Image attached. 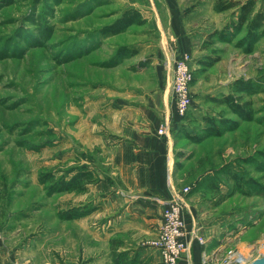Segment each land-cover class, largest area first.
<instances>
[{
	"label": "rangeland",
	"instance_id": "1",
	"mask_svg": "<svg viewBox=\"0 0 264 264\" xmlns=\"http://www.w3.org/2000/svg\"><path fill=\"white\" fill-rule=\"evenodd\" d=\"M128 1L0 0L1 246L33 235L95 241L87 227L103 238L114 231L107 217L90 219L117 183L110 161L114 108L160 95L165 82L161 72L151 77L148 26L109 30ZM225 24L199 28L194 36L192 101L182 116L175 109L170 177L183 207L195 200L224 226L217 252L236 248L249 257L264 245V37L247 52L243 32L210 35ZM119 46L136 53L117 54ZM237 78L251 84L242 94L251 119L210 99L232 92ZM84 169L93 175L83 191L50 192L58 180ZM70 208L94 210L87 221L58 217Z\"/></svg>",
	"mask_w": 264,
	"mask_h": 264
},
{
	"label": "crops",
	"instance_id": "2",
	"mask_svg": "<svg viewBox=\"0 0 264 264\" xmlns=\"http://www.w3.org/2000/svg\"><path fill=\"white\" fill-rule=\"evenodd\" d=\"M214 3L215 0L128 1L127 6L139 9L145 19L143 25L148 26L144 40L149 47L145 54L152 58L151 77L159 79L161 72L165 82L160 95L145 96L118 112L114 108V150L110 161L117 183L102 207L90 216L107 217V225H113L114 231L103 238L87 227L85 232L95 241H49L41 235L17 238L14 247L0 245V264H161L158 250L149 241L157 237L162 224L163 202L182 200L181 190L170 177L174 154L170 136L179 118L171 94L172 64L178 53L192 52L199 28H220L229 18L236 17L237 7L216 12ZM256 9L264 11V0H256ZM150 89L153 93L156 84L151 83ZM164 121L168 122L166 133L158 134ZM185 203L186 231L197 226L205 243L200 244L187 234L189 249L179 261L204 264L202 253L212 254L223 245L218 235L224 226L208 210L201 212L195 200L186 199ZM83 218L87 221L86 216ZM113 232L114 262L110 256Z\"/></svg>",
	"mask_w": 264,
	"mask_h": 264
},
{
	"label": "trees",
	"instance_id": "3",
	"mask_svg": "<svg viewBox=\"0 0 264 264\" xmlns=\"http://www.w3.org/2000/svg\"><path fill=\"white\" fill-rule=\"evenodd\" d=\"M237 7V16L235 20H229L220 30H214L210 33L211 36L218 38L235 36L243 32L242 42H246V51L250 52L253 49V45L260 38L264 37V11L256 9V0H245L243 2L235 0H215L214 10L216 12H223ZM145 19L142 17L139 9L129 6L126 7L121 13L114 19V22L110 24L109 30L118 34L125 31L132 25H142ZM117 54L124 56L135 55V49H129L126 46H119L116 50ZM211 65L213 62H206ZM231 91L227 94H221L220 97H211L213 102L219 105L227 106L233 113L237 114L243 119H251L252 111L248 101H242V94L248 93L251 90V84L248 80L237 78L231 83ZM235 93L236 96L233 94ZM223 124H228L231 128L235 126V122L222 120ZM221 131H213L214 135H220ZM196 140V138H193ZM200 139V138H198ZM93 173L90 170H78L69 179L65 180L61 178L56 182V186L50 187V192H61V191H83L86 184L92 180ZM94 210L91 209H79L70 208L62 211L58 214V217L63 220H70L80 218L88 215ZM110 256L114 262V239L110 240Z\"/></svg>",
	"mask_w": 264,
	"mask_h": 264
},
{
	"label": "built area",
	"instance_id": "4",
	"mask_svg": "<svg viewBox=\"0 0 264 264\" xmlns=\"http://www.w3.org/2000/svg\"><path fill=\"white\" fill-rule=\"evenodd\" d=\"M192 58L189 52L178 53L172 64L171 94L176 112L182 116L189 109L192 101L190 84L192 82ZM168 122L164 121L157 129L158 134H165ZM183 191H187L186 188ZM183 203L175 198L163 202L162 224L156 238L149 241V245L158 250L161 264H180L181 256L189 249L186 236L204 244L205 238L200 234L197 226L188 232L183 217ZM253 256L247 257L236 248H226L222 253H202L204 264H249L256 258L264 256L263 244Z\"/></svg>",
	"mask_w": 264,
	"mask_h": 264
},
{
	"label": "water",
	"instance_id": "5",
	"mask_svg": "<svg viewBox=\"0 0 264 264\" xmlns=\"http://www.w3.org/2000/svg\"><path fill=\"white\" fill-rule=\"evenodd\" d=\"M249 264H264V256L254 259Z\"/></svg>",
	"mask_w": 264,
	"mask_h": 264
}]
</instances>
